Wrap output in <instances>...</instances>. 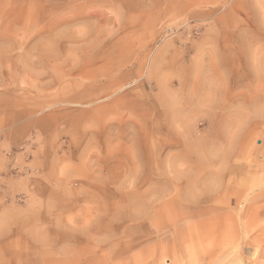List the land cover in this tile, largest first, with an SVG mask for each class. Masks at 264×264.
<instances>
[{
  "label": "rangeland",
  "instance_id": "obj_1",
  "mask_svg": "<svg viewBox=\"0 0 264 264\" xmlns=\"http://www.w3.org/2000/svg\"><path fill=\"white\" fill-rule=\"evenodd\" d=\"M0 264H264V0H0Z\"/></svg>",
  "mask_w": 264,
  "mask_h": 264
}]
</instances>
